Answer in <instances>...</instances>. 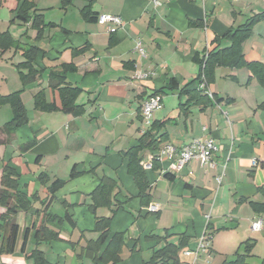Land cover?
<instances>
[{"label": "crops", "instance_id": "crops-1", "mask_svg": "<svg viewBox=\"0 0 264 264\" xmlns=\"http://www.w3.org/2000/svg\"><path fill=\"white\" fill-rule=\"evenodd\" d=\"M155 1L94 0L93 14L123 19V26L110 33L107 27L84 19L82 10L89 4L87 0H73L66 8L61 6V0H35L36 12L44 15L46 23L58 27L44 32L41 46L47 54L40 53L36 65L44 71L40 79L25 89L31 93L29 107L25 101L27 94L22 95L29 123L16 131L11 143H2L6 135L0 134V187L3 162L19 157V147L35 141L32 149L15 162L21 171L22 162L32 171L23 175L22 182L27 184L29 196L39 194L45 199L47 192L37 180L40 173L52 182L65 181L50 208L61 218L68 214L75 223L73 226L64 221L60 241L41 246L52 264H92L89 258L78 259L77 252L86 241L98 238L92 232L95 216L88 206L103 177L116 180L122 190L117 196L121 207L111 225V236L127 232L118 264L149 261L157 241L146 238L152 233L161 236L165 230L174 243L180 235L190 238L188 248L182 252L186 264H228L236 260L237 253L246 254V244H253L246 264H264V227L260 232L252 231L254 222H264V213L255 212L252 206L264 205V110L260 109L264 104V85L252 78L248 69L216 70V81L209 92L221 98L218 104H190L182 110L180 103L188 97L180 99L179 90L159 94L162 105L153 113V121L172 119L161 131L167 133L161 147L171 144L182 148L194 140L212 138L219 146L214 156L215 167L192 162L178 174L163 173V169L169 168L165 162L158 163L159 169L147 170L144 163L158 150L143 152L141 166L152 196L146 207L128 174V160L121 156L148 129L140 117L144 102L171 78L180 88L197 78L200 69L195 55L216 47L212 44L215 37H222L247 18L263 13L264 0H159L161 5ZM18 6L17 0H0V10L8 11L13 25L17 24L13 20ZM23 25L28 28L27 33L32 30V23ZM32 32L31 40L37 35ZM111 37L116 41L112 47ZM139 41L145 57L136 48ZM86 45V53L73 55V50ZM226 46L228 43L222 42V47ZM243 53L247 62L264 64V22L256 25L243 45ZM63 64L76 66V71L67 75V83L83 90L77 99V104L85 108L82 116L61 111L39 112L32 103L35 94L45 90L47 101L61 106L58 92L49 87V73L60 70ZM137 73L150 76L137 79ZM195 87L196 84L190 89ZM12 116L10 106L0 107V127ZM253 159L258 160V167H253ZM74 168L80 175L71 179ZM166 174L174 179L168 180ZM151 205H157L158 211L151 212ZM40 208L36 203L29 214H19L17 221L22 230L33 224V210ZM114 209L100 208L96 215L109 217ZM208 223L211 230L226 229L212 235L209 248L201 251L196 260L186 257L184 252L196 250L199 239L208 232ZM137 240V250L133 251ZM71 243H78L76 249ZM33 245L32 240L29 251ZM0 262L32 264L19 252L0 257Z\"/></svg>", "mask_w": 264, "mask_h": 264}, {"label": "trees", "instance_id": "trees-1", "mask_svg": "<svg viewBox=\"0 0 264 264\" xmlns=\"http://www.w3.org/2000/svg\"><path fill=\"white\" fill-rule=\"evenodd\" d=\"M17 1L19 6L13 21H20L23 24L32 23L31 29L36 31L37 35L34 39L36 44L33 43L23 47L9 32L0 34V49L7 51L14 48L16 51H20L24 58V62L17 65L23 89L9 95H0V107L10 106L13 114L12 119L0 127V134L6 135V139L2 142L4 144L11 143L16 131L29 123L22 93L28 86L42 77L44 69H38L36 65L40 53L47 54V51L41 46L45 30L58 27L55 24L46 23L44 15L36 12L35 0ZM87 1L89 4L82 10V15L89 22H97L99 15L93 14L91 11V4L94 0ZM72 2L73 0H61V6L66 8ZM261 22H264V12L247 18L242 25L229 29L222 37H215L212 44L216 47L206 50L203 55L196 54L194 57V61L200 69L197 78L183 88H180L176 80L171 78L164 88L152 96L179 90L180 99L184 96L188 97L185 102L180 103L182 110L190 104L202 106L218 104L221 102V98L216 94H209L210 86L216 81V70L218 68H246L250 71L252 78L257 79L259 83L264 85V64L261 62H247L243 53L244 43L250 39L254 28ZM197 24L194 23L193 25ZM24 35L27 36V32ZM115 42V39L111 37L109 46L112 47ZM222 42H227L228 46L222 47ZM88 48L89 45H86L81 49L73 50V55H82L87 52ZM75 71L76 66L73 64H63L58 71L51 70L49 73V87L58 92L61 106L58 107L54 102H48L45 90H40L34 96L35 110L43 113L61 111L75 117L82 116L85 113V108L77 104V99L83 93V90L79 87H72L67 83V75ZM233 80L236 79L233 78ZM194 84H196V87L190 89ZM202 85H204L203 88H201ZM260 109L264 110V104L260 106ZM171 122L172 119L154 121L139 138L137 144L121 154L122 158L128 160V174L133 178L139 191L141 204L146 207L150 205L152 196L146 171L141 166L142 153L146 151L154 152L160 149L167 137V133L161 134V131ZM34 145L35 141H32L20 146L19 157H11L3 162L0 207L4 209V212L0 214V257L15 255L19 252L24 255L26 261H31L32 264H52L48 261L46 253L40 249L41 246L60 241L64 221H68L73 226H75V223L72 222V218L68 214L61 218L54 214L50 208L54 195L65 186V181L58 179L52 182L45 173H40L37 180L46 190L50 200L48 197L42 199L39 194L29 196L27 184L22 182V177L27 173H32V171L26 162H22V171L15 166V162L23 156L22 154L30 151ZM37 162L39 163V159ZM159 167L158 163L154 164V169H159ZM79 175L74 168L70 173V178L75 179ZM165 178L168 180L174 179L171 174H166ZM121 192L122 190L116 180L109 177L100 179L99 185L91 194L92 202L88 206V210L95 216L92 232L97 233L98 238L86 241V244L77 252L78 259L89 258L92 264H118L121 261L122 251L127 241V232L116 233L111 236L114 215L121 207L117 202V196ZM36 203L40 204L41 208L33 210L32 216L35 217V221L31 226L22 230L17 221L19 214H29ZM252 206L255 212L264 213L263 204L252 203ZM113 207L115 209L112 216L97 217L98 209H112ZM225 229L211 230L208 223V232H206L208 239L211 241L213 234ZM171 237L168 230H165L161 236L154 233L150 234L146 239L157 241V246L153 248L149 261L144 262V264H186L182 252L188 248L190 238L180 235L177 243H174L170 240ZM32 240L34 245L32 250L29 251ZM138 242L139 240L136 241L133 251L137 250ZM71 245L76 249L78 243H71ZM252 246L253 244H248V246L246 244V254L240 255L237 253L236 260L228 264H246V257L251 254Z\"/></svg>", "mask_w": 264, "mask_h": 264}, {"label": "built area", "instance_id": "built-area-1", "mask_svg": "<svg viewBox=\"0 0 264 264\" xmlns=\"http://www.w3.org/2000/svg\"><path fill=\"white\" fill-rule=\"evenodd\" d=\"M164 2H170V0H162ZM161 1L156 0V5H161ZM97 23L107 27L110 33L114 32L117 28L123 26V19L119 16L113 15H99ZM140 54L145 57V52L142 47V43L139 41L136 46ZM150 75L144 73H137V79H146ZM204 85L201 86L203 88ZM210 94V92H209ZM211 95V94H210ZM162 105V96L155 95L149 97L143 104L141 108V117L143 122L147 124L151 121L153 113L158 110ZM219 151V146L214 139H200L194 140L192 143L182 147L177 148L174 145L166 144L161 147L156 154L150 155L147 158V161L144 163V168L147 170H153L154 164L159 163L163 164L165 162L169 163L168 169H163L162 172L171 171L174 173H180L185 166L189 163L195 162L200 164L202 167H215L216 163L214 160L215 154ZM253 167H258L259 162L257 159L252 160ZM221 182V177L218 179ZM151 212H157L158 206L151 205ZM264 227L263 220H257L252 224V231L260 232ZM210 240L207 237V234H204L198 242L196 250H186L184 255L186 257H193L196 260L201 251H205L209 248Z\"/></svg>", "mask_w": 264, "mask_h": 264}, {"label": "rangeland", "instance_id": "rangeland-1", "mask_svg": "<svg viewBox=\"0 0 264 264\" xmlns=\"http://www.w3.org/2000/svg\"><path fill=\"white\" fill-rule=\"evenodd\" d=\"M48 15H51V13H49ZM54 16L56 17V15ZM10 19L11 18L9 16L8 11L2 8L0 10V34L10 31L14 39L18 40L23 47H25L26 45H32L33 43H35L34 39L31 40L29 37L33 33L32 30H29L26 36L24 34L28 30V28L24 26L23 23H21L20 21H17L16 22L17 24L13 25V23L9 22ZM15 52L17 54H15ZM22 62H24V58L20 51H16L14 48L7 50V51H2L0 49V95H9L11 93H14V92H17L23 89L20 75L17 70V65ZM24 93L27 94L25 96V101H26V105H28L29 107L31 104L29 101L31 93L28 89L24 90L22 95ZM169 97H171V94L169 95ZM33 99H32V103L34 105ZM167 102H168L167 106L169 107L170 101H167ZM1 110H4V109H1ZM152 122H154L153 119H151V121L148 124L146 122H143V124L145 127L149 128ZM21 221H22V218H20V223ZM6 256H9V255H6Z\"/></svg>", "mask_w": 264, "mask_h": 264}]
</instances>
